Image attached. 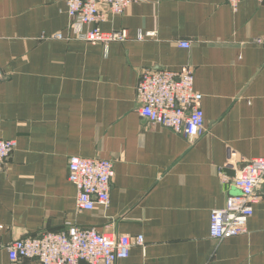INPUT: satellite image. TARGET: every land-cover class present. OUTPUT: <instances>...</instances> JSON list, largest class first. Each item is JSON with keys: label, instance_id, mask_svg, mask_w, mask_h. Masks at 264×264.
<instances>
[{"label": "crops", "instance_id": "obj_1", "mask_svg": "<svg viewBox=\"0 0 264 264\" xmlns=\"http://www.w3.org/2000/svg\"><path fill=\"white\" fill-rule=\"evenodd\" d=\"M99 27L127 38H77L64 0H0V140L16 142L0 173V264H38L10 262L6 246L68 225L143 236L114 264H264V185L245 235L209 237L242 160L264 158V2L135 0ZM184 68L206 127L191 142L142 119L135 98L141 70ZM72 156L113 161L106 209L76 210Z\"/></svg>", "mask_w": 264, "mask_h": 264}, {"label": "built area", "instance_id": "obj_2", "mask_svg": "<svg viewBox=\"0 0 264 264\" xmlns=\"http://www.w3.org/2000/svg\"><path fill=\"white\" fill-rule=\"evenodd\" d=\"M135 0H64L70 27L76 37L92 44L123 42L124 30L103 32L99 24L109 15H122ZM236 7L240 0H224ZM264 2V0H260ZM86 29L82 31V28ZM154 33H146V37ZM56 38H61L57 35ZM142 36H139L141 39ZM261 43L260 40H257ZM179 46L188 49L189 43ZM2 75L0 73V82ZM139 116L150 124L161 126L189 142L206 133L202 111V94L193 86L192 70H141L135 87ZM16 148L14 140H0V173ZM242 165L230 180L234 194L225 206L210 212L209 237L221 241L247 233L253 206L262 197L264 158L242 160ZM113 161L101 158L72 156L68 160L67 180L76 189L75 207L78 212L92 211L96 206L108 207ZM222 182H228L221 177ZM133 247H144L141 235L100 233L94 228L68 225L63 232H46L39 237L24 238L6 246L9 261L34 260L38 264H114L129 257Z\"/></svg>", "mask_w": 264, "mask_h": 264}]
</instances>
